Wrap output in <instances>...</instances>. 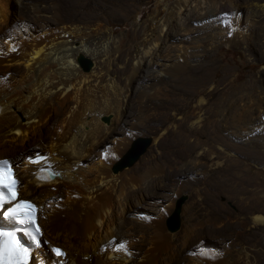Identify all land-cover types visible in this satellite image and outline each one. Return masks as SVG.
<instances>
[{
  "label": "bare ground",
  "instance_id": "bare-ground-1",
  "mask_svg": "<svg viewBox=\"0 0 264 264\" xmlns=\"http://www.w3.org/2000/svg\"><path fill=\"white\" fill-rule=\"evenodd\" d=\"M9 1L0 0V39L12 38L0 49V158L16 163L19 198L36 204L37 225L50 244L33 250L25 264H259L238 248L264 227V207L241 205L252 197L264 204L258 183L242 170L251 162L264 166V156L258 155L264 154V0H257L259 10L243 20L236 13L239 0H155L147 20L131 23L133 16H145L139 0H13L15 16L7 9ZM91 3L110 12H97ZM115 11L124 14L116 20L125 26L117 41L107 36L114 29L91 20ZM18 25L28 38L17 39ZM252 35L258 37V60L249 52ZM240 50L262 70L240 87L228 79L229 69L214 80L218 69L235 65L229 56ZM80 54L93 60L91 71L71 61ZM3 72L14 79L4 80ZM111 113L113 124H127L128 137L104 149L90 173L81 162L114 134L116 129L100 120ZM146 134L154 146L141 167L113 172L111 163L131 139ZM37 148L48 157L25 158ZM199 182L205 189L195 191L185 207L181 235H170L165 219L174 197ZM56 185L64 200L50 191H58ZM165 190L173 195L168 198ZM219 195L232 200L241 226L224 252L205 259L196 250L199 241L186 244L209 234L230 241L232 222L226 215L232 212L218 203ZM148 198H160L161 204H152L156 217L147 218L145 227L127 222L125 216H133ZM56 245L63 256L52 254Z\"/></svg>",
  "mask_w": 264,
  "mask_h": 264
},
{
  "label": "rangeland",
  "instance_id": "rangeland-1",
  "mask_svg": "<svg viewBox=\"0 0 264 264\" xmlns=\"http://www.w3.org/2000/svg\"><path fill=\"white\" fill-rule=\"evenodd\" d=\"M6 1H8V0H6ZM139 1L141 3L140 6L144 7L145 16H141V15L138 16V15H136L135 16L136 19L133 16V19H130L129 23L137 20L138 18L140 20H142V22L145 21V20H147L148 19V16L147 15L149 14V11L151 9H153V7L155 5V0H150V2L147 4V6L145 4V1H147V0H145V1L144 0H139ZM232 1H234V0H232ZM144 4H145V6H144ZM238 4H239V7L237 8V10H236L237 12L236 13L238 14V16H240L241 20H243L244 16H247V15L251 14L252 12H255V11H258L259 10V8L257 6V0H239V3ZM91 5H92L93 8H95L97 10V12H102L103 14H106V13L110 12V11L106 12L107 10L102 9L101 8V5L92 4V3H91ZM16 7L17 6H16V4H15V2L13 0H10L7 3V9H8V11L11 12V16H15L12 11H15V8ZM146 7L147 8L150 7L149 10ZM98 9H99V11H98ZM111 11L113 12V10H111ZM235 14H234V17H235ZM237 14H236V16H237ZM29 16L32 17L33 20L36 18V15H33V14H29ZM105 18L107 20H109V23L108 22L107 23L105 22L106 21ZM116 18L122 19V18H124V14L121 13V11H119V12H116V15H114V13H113V14H107V16H105L103 18L96 17L94 19H91V18L90 19L95 23V25L98 24V25H101V27H107V28H110V29L111 28L114 29V34H107V36L110 35L113 38H115L116 41H117V38L120 37V35L124 33L125 26H124L123 22H121V23L118 22L117 23ZM232 18H233V14L231 16V19ZM233 24H235V21H233ZM34 25L35 24H33L31 26H33V29L37 30L36 29V25H35V27H34ZM138 27H140V25H138ZM176 28H177V26H176V23H175L174 24V27L171 28V34H173L176 31ZM33 32H34V30H33ZM26 33H27L26 28H24L23 26H20V25L16 26V30L14 32V35L16 36V34H17V39H19L20 34H22L25 38H28V35H26ZM28 34L29 35H32V32L30 31V29H29ZM251 38L253 40L252 41V46H251V47H253V50H250L249 52H250V55H252L253 58H256L258 60L260 57H262V56H260L261 54H259V52H258V49H259L257 47L258 37L255 36V35H252ZM10 39H12L11 36L4 35L2 37V39H0V49H3V50L4 49H7V47H8L7 41L10 40ZM89 42H90V40H87V43L86 44H89ZM229 54H231V53H229ZM250 55L243 53L242 50H240V51L236 52L234 55H232L233 57L230 55L229 56V60L231 59V61H232V59H233L235 61V65H233V64L232 65L231 64L229 65V62H228V64L227 65H224L222 67V69H218L217 70V73L218 74L214 76V80L217 81L218 79H221V77H222L221 73H224V70L225 69H229L230 74H228V79L229 80H233V84L235 86H237V87L242 86L248 80V78H250L251 76L257 75L259 73V71L262 70L261 66L258 63L252 64V65H251V63H249L248 57ZM209 56L210 55L208 54L207 57H209ZM80 57H82L84 60H86V62L87 61L90 62L89 67L86 70L87 71L88 70L91 71L93 69V67H94V63H93V60H91V58H89L88 56H85V55H81L80 54V55L71 56L70 59H71L72 62H75L79 66L80 69L83 70V68H82V66L80 64V60H79ZM263 57H264V55H263ZM263 62H264V60H263ZM83 71H85V70H83ZM118 71H120V69ZM14 76L15 75H13V74L10 75L9 73L5 74V72L1 73V77L4 78V80H7V81L13 80L14 79ZM129 112L130 111L127 112L128 113V116H127V118H125L126 121H129V119H130L129 116L131 114H129ZM114 118H115V115L113 113H111L109 115L102 116L100 118L101 122L105 126H107V127H113V129L115 128L116 130L114 129L115 130L114 131V134L108 135L104 139L105 142L103 143V145H101V146L93 149V151H91L88 159L85 158L84 160H82V162H81L82 165H83L82 167L84 169H86V171H88L90 173H92V171L94 170L93 168L96 167L98 160L102 156V152H104V149L109 148V147H112L114 145V140L116 138H120V137L122 138L124 136L127 139V137H128V134H126V132H127L126 130H128L127 124H124V123L121 124V125H118L117 123H114L113 124ZM137 139L139 140L138 143H137L138 144L137 145L138 148L143 143L147 142L146 143L147 144L146 147L138 155V157L136 158V160L134 161V163L132 165L126 166V167H124L121 170L115 171V173H117V174L123 173L124 171H126L128 169L137 170V169H139L141 167V162H143V161H145L147 159L149 153L151 152V150H152V148L154 146V141L147 134L146 135H137L136 137H133L131 139L130 145L125 149V151H122L120 153V155L111 163L110 168H112V166L114 164L118 163L122 159V157L127 153V151L129 150V148L131 147L132 143H134ZM232 140H233V138H232ZM235 143H237L239 145L241 144L239 141H237ZM36 153H41L44 156L48 157V155H47L48 152H46V150H43L42 148H37L36 151H33V152L31 151L30 153H28L25 156V158L28 155H33V154H36ZM258 155L259 156H264V154L261 153V152ZM31 158H32V156H31ZM8 159L10 160V162L12 163V165H15L16 164L12 159H10V158H8ZM15 169H16V167H15ZM242 170L244 171V175H245L246 178H251L256 183H258V186L257 187L261 191V194H259V195H260V197H264V166L257 165L256 163L251 162L249 165L244 166ZM16 171H17V169H16ZM17 175H18V173H17ZM195 176H197V175H195ZM20 177H21V174H20ZM57 178H59V175H58ZM165 183H167V182L165 181ZM167 184H169V183H167ZM168 186L170 187V185H168ZM53 188L58 189V191H56L55 189H53L55 191H52V190H50V191L52 193H54L55 196H57V198L64 200V197H61L59 195V192L62 191L61 190V187L59 185H56ZM50 189H52V187ZM204 189H205V185L203 183L199 182L192 189H188L187 191L181 192V193H179L177 195V197H174V200H173L174 201L173 210H172V212H170L171 214L169 213V215L165 219V227H166L167 232L170 235H178V234L181 235L180 233L182 232L183 225H184V218L183 217H184L185 207L187 205H189V203L194 199L193 196L195 194L194 193L195 191H198V193L202 194L203 191H204ZM163 194L167 195V197L170 198L173 195V192H172V190H169V191L165 190V193H163ZM21 195L22 194H20V196ZM58 195H59V197H58ZM22 197H23V195H22ZM40 197H41V195L39 194V198ZM217 200H218V203L219 202L220 203H224L225 206L227 208H229L231 210V212H232L229 215L227 214L228 216L226 215V218L231 220V221L230 220H228V221L232 222L228 226L230 228V230L227 233V235L229 236V238H231V235L233 233L235 234V232H234L235 227L241 226L239 224V222H238V221H240L238 218H240L241 214H238L239 213V210L238 209L235 210L234 204L231 203L232 200L231 201L230 200H226V197L223 196V195L217 196ZM147 203H149V204H147ZM153 203L154 204H161L160 198L159 199H154V198H148V199H146L142 203V206H140L137 209H135V212L133 213L134 214L133 216L126 215V210L125 211L123 210L124 212L122 211L121 213H122L123 216L126 215L125 216V220L127 222H131V223H136L137 222L138 224H141L143 227H145L147 225L146 224L147 223V221H146L147 218H151L152 215H153V218L156 217V213L153 211V209H154V206L152 205ZM162 204H164V202H162ZM224 204H222V205H224ZM47 205H49V204H46L45 207L47 209H50L51 207L50 206H47ZM241 205L243 206V208H246V206H250V205L264 207V204H259V202L257 200H255L253 197H252V199L246 200L245 202L243 201L241 203ZM158 207H159V209L161 208V206H156V208H158ZM175 210H177V213L176 214H175ZM234 213L236 215H234ZM198 214L199 213H197V216H198ZM135 215H136L138 221L136 220V218H134ZM60 216L62 217L64 215L63 214H60ZM44 219L45 218H43V220ZM63 220L60 219V221H63ZM204 225L206 227H208V228H212V227L215 226V225L210 224V223H205ZM133 226H135V225H133ZM135 227H136L135 228L136 231H139L140 230L139 227H137V226H135ZM260 227H262V228H260V229L257 230L256 237H251V234L250 233L248 234V237L251 238L253 241L251 243H248V245H246V244L244 245L243 244L238 249L243 248V250L249 252L250 255L253 257V259L254 260H257L259 262V264H264V262H263L264 260H262V262H260V260L262 258H264V254H263L264 252H262L264 250V247L262 245H260V243H259L260 241L264 243V227L263 226H260ZM209 235H211V234H209ZM209 235H207V236L206 235L196 236V237L193 238V240L191 239L190 241H188L186 245L189 246V245H192V243H197L199 241L197 243V245H196V246H199V247H197L196 250L198 249L199 251H201V253L205 256V259H207L206 257H208V256L205 255V254H210V253H215V252H218V253L224 252L226 250V248L228 247V245H230V243L233 240L235 241V235L233 236V238L230 239V241H226V240L224 241V239L220 235L219 236H209ZM40 240L43 242L42 244H44L45 246L49 247V245H50L49 243H44V242H47V240H46V238L43 235L40 237ZM118 240H120V239H118ZM255 240H257L259 244L257 243V241L255 242ZM254 242L256 244H254ZM121 245L123 246V243L120 244V247H122ZM186 245H184V248H185ZM56 246H59V245H56ZM105 246L107 247V245H103V247H105ZM101 251L103 252V250H101ZM125 251L126 250H124V254L126 256L130 255L129 254L130 252L128 254H126ZM104 253H106V252H104ZM190 253L196 254V252H193V251L190 252ZM188 254L189 253L187 252L185 254V256H188ZM157 259H159V258H157ZM225 264H232V263L228 262V263H225Z\"/></svg>",
  "mask_w": 264,
  "mask_h": 264
},
{
  "label": "snow or ice",
  "instance_id": "snow-or-ice-1",
  "mask_svg": "<svg viewBox=\"0 0 264 264\" xmlns=\"http://www.w3.org/2000/svg\"><path fill=\"white\" fill-rule=\"evenodd\" d=\"M8 161H0V187L11 188L17 183V181L12 178L8 180L11 169L7 167ZM43 178V177H42ZM12 198H15V193L13 192ZM4 202L3 196H0V204ZM23 207V206H22ZM29 204L27 208H31ZM20 208L13 209L11 212L0 213V215H7L11 218H16ZM31 217H29V220ZM21 220L20 223H24ZM27 249L24 248L18 240L15 238V233H5L0 231V264H24L22 259L26 256ZM57 255H62L59 249L56 250ZM8 259H5V258Z\"/></svg>",
  "mask_w": 264,
  "mask_h": 264
},
{
  "label": "water",
  "instance_id": "water-1",
  "mask_svg": "<svg viewBox=\"0 0 264 264\" xmlns=\"http://www.w3.org/2000/svg\"><path fill=\"white\" fill-rule=\"evenodd\" d=\"M80 64L83 68V70H86L89 67L90 62L86 60H84L82 57H80ZM86 63H85V62ZM138 139L132 143L131 147L129 148V150L127 151V153L122 157V159L114 164L112 166V171H118L121 170L122 168L126 167V166H130L134 163V161L136 160V158L138 157V155L144 150V148L146 147V143H143L139 148H138ZM177 213V210H175V214Z\"/></svg>",
  "mask_w": 264,
  "mask_h": 264
}]
</instances>
